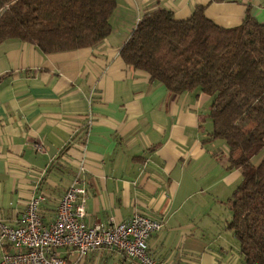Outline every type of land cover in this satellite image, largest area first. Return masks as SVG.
Wrapping results in <instances>:
<instances>
[{"label": "crops", "instance_id": "1", "mask_svg": "<svg viewBox=\"0 0 264 264\" xmlns=\"http://www.w3.org/2000/svg\"><path fill=\"white\" fill-rule=\"evenodd\" d=\"M198 5L220 26L238 25L246 10L264 22V0H116L109 35L91 47L44 53L28 41L0 43L1 220L23 223L44 170L37 191L46 200L39 213L50 222L82 163L86 224L140 212L161 222L146 241L155 262L241 263L226 202L241 171L226 169L225 142L210 138V95L169 92L119 55L145 14L165 8L184 20ZM12 251L0 242V258ZM56 252L69 262L78 257L71 246ZM81 262L142 264L106 247L87 251Z\"/></svg>", "mask_w": 264, "mask_h": 264}, {"label": "trees", "instance_id": "2", "mask_svg": "<svg viewBox=\"0 0 264 264\" xmlns=\"http://www.w3.org/2000/svg\"><path fill=\"white\" fill-rule=\"evenodd\" d=\"M115 7L116 0H0V43L28 41L44 53L91 47L109 35ZM119 55L169 92L210 95V138L225 142L226 169L241 171L226 201L227 227L244 264H264V22L246 10L241 23L224 27L201 5L184 20L158 8L137 22Z\"/></svg>", "mask_w": 264, "mask_h": 264}, {"label": "built area", "instance_id": "3", "mask_svg": "<svg viewBox=\"0 0 264 264\" xmlns=\"http://www.w3.org/2000/svg\"><path fill=\"white\" fill-rule=\"evenodd\" d=\"M32 146L37 151L43 150L39 139H33ZM81 164L59 198L55 216L50 222L44 223L39 213L46 200L45 193L37 191L44 170L40 171L32 186L33 193L26 203L23 223L10 225L0 219V242L6 241L15 249L3 252L0 264H84L81 258L87 251L98 247L118 250L142 264H162L154 261L146 243L151 233L160 228V220L134 212L125 220H111L106 225L85 223L88 194ZM63 246L73 247L77 259L69 262L60 257L56 249Z\"/></svg>", "mask_w": 264, "mask_h": 264}, {"label": "rangeland", "instance_id": "4", "mask_svg": "<svg viewBox=\"0 0 264 264\" xmlns=\"http://www.w3.org/2000/svg\"><path fill=\"white\" fill-rule=\"evenodd\" d=\"M260 158H261V154L254 155L253 156V161L257 163L260 160ZM240 264H244L243 260L241 261Z\"/></svg>", "mask_w": 264, "mask_h": 264}]
</instances>
